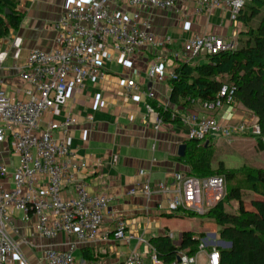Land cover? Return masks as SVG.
<instances>
[{
  "label": "built area",
  "instance_id": "2783aa9c",
  "mask_svg": "<svg viewBox=\"0 0 264 264\" xmlns=\"http://www.w3.org/2000/svg\"><path fill=\"white\" fill-rule=\"evenodd\" d=\"M199 8L223 6L229 11L233 22L246 3L253 0H199ZM124 3L129 13L121 12L115 4ZM178 0H64V11L51 24L55 34L56 46L45 51L32 49L27 53L23 67L19 68V77L27 85L24 99L10 97L6 93L4 80L0 77V144L12 141V152L18 158L13 172V188H6L4 181L9 171L0 160V264H7L17 252L10 230L17 235L13 227V211H20L34 219V232L41 238L50 240L59 235L70 240L64 249L50 246L43 254L45 264H103L97 260L76 259L75 252L82 246L103 242H120L126 239L125 222L116 218L112 233L100 231L104 216L112 198L103 194H92L86 182L78 177L87 165L78 160L65 140L57 139L54 132L65 133L76 124L72 116L64 117L61 123L46 122L44 116L67 104L70 86L82 90L87 82H93L103 75L106 64L116 56L131 59L141 52L149 51L157 61L147 65L146 78L152 87L144 91L149 102L145 109L155 120L157 130L162 119L156 108H167L157 97L154 88L174 78L175 62L190 63L195 58L217 55L234 49V43L211 34L189 37L179 51L168 50L172 44L170 37H158L152 31V11L172 10ZM144 14V16H142ZM10 55L20 58L22 39L12 38ZM9 57L6 51H0V65ZM168 58L173 64L166 66ZM125 97L136 98L140 85L125 78ZM233 88L224 84L215 100L202 103L204 111L215 112L223 105H232ZM156 101V108L150 103ZM195 102V100H191ZM187 128V140H196L205 145L218 138L247 135L253 137L264 147V131L254 117L248 116L236 126H222L216 115H201L187 112L182 119ZM142 175L143 171H139ZM71 187L72 196L63 198L65 188ZM135 194L130 189L127 195ZM146 196L153 194L158 198L156 210L175 214L178 212L205 215L226 196V179L211 175L199 178L187 172H175L171 181H162L154 190L148 187ZM138 241L146 245L151 264H165L160 261L154 247L143 238ZM217 242V241H216ZM198 251L188 255L185 250L177 254L171 264H199L198 254L204 255L205 264H220L217 246L206 251L208 242L199 239ZM179 261H178V260ZM125 264H147L144 256L133 251Z\"/></svg>",
  "mask_w": 264,
  "mask_h": 264
},
{
  "label": "crops",
  "instance_id": "0c3cea01",
  "mask_svg": "<svg viewBox=\"0 0 264 264\" xmlns=\"http://www.w3.org/2000/svg\"><path fill=\"white\" fill-rule=\"evenodd\" d=\"M199 2L178 0L172 10L152 11V31L160 38H171L172 44L168 48L171 53L179 51L183 42L195 35L211 34L235 43L243 32V23L239 19L233 22L225 7L205 6L197 13ZM63 3L64 0H16L15 10L20 15L18 26L12 28L4 21L9 31L7 36L0 37V51H6L9 55L0 65V77L4 80L8 96L25 98L24 92L28 87L20 79L18 69L25 64L27 53L32 49L49 51L55 48L56 38L51 24L63 13ZM115 7L121 12L129 13L124 3L115 4ZM15 36L22 39L20 58L17 60L10 55L12 38ZM120 60L116 56L114 61L106 64L102 77L87 82L84 89L76 90L70 86L67 104L46 113L43 118V126L49 121L61 123L66 116L76 119V124L70 126L65 133L54 132V135L59 140L63 138L76 158L88 166L78 177L86 182L88 191L92 194L103 193L113 199L100 231L112 233L116 218H121L126 225L125 240L114 243L99 240L94 245L82 246L75 252L76 259L97 260L103 264H125V259L133 251L144 257L147 255L141 252L142 248L148 249L147 246L139 242L138 238L149 242L151 238L167 235L173 244L179 245L182 232H191L197 237L202 234L199 239L208 242L207 248L220 247L216 242L219 240L217 234L208 232L212 224L197 223L194 229L183 226L175 238L168 224L162 223L163 216L173 217L174 214L157 211L156 202L162 198L153 194L146 196L144 191L147 187L154 190L162 181L170 182L172 174L177 171H189L188 165L177 159L178 146L187 140L188 130L182 123L187 112L214 114L220 125L228 127L236 126L245 117L253 115L246 112L240 104H225L215 112H206L197 102L192 101L188 107H173L169 101L171 88L166 81L154 88L156 95L163 103H168L167 108L176 113L180 121H162L155 130L156 118L147 113L145 103L149 100L143 92L152 87L146 78L147 65L151 61H157V58L149 51H144L131 59ZM172 64V59L168 58L166 66L170 69ZM126 77L140 85L138 92L134 93L135 99L125 97ZM154 103L158 104L156 101ZM243 136L249 137H231L238 138L237 142L241 143L245 141L241 138ZM217 140L208 143L213 148ZM258 144L257 140L253 142L255 152L260 150ZM0 160L5 162L9 171L4 185L11 189L18 158L12 152V141L8 137L0 144ZM139 171H143V174L140 175ZM130 189L135 190L132 196L127 195ZM72 194L71 187H67L63 198L71 197ZM186 214L181 218V223L188 220L192 223L193 219ZM11 216L17 235L10 230L8 233L16 244L17 252L7 264H45L43 254L46 248L54 246L64 249L70 240L64 235L50 240L41 238L34 232L32 217L18 210L13 211Z\"/></svg>",
  "mask_w": 264,
  "mask_h": 264
},
{
  "label": "trees",
  "instance_id": "16d2710c",
  "mask_svg": "<svg viewBox=\"0 0 264 264\" xmlns=\"http://www.w3.org/2000/svg\"><path fill=\"white\" fill-rule=\"evenodd\" d=\"M15 4L16 0H0V37L7 36L9 31L4 21L12 28L18 26L20 15ZM237 15L244 25V32L233 50L207 55L201 62L174 63V78L167 81L171 88L169 101L173 107H188L191 100L201 105L215 100L226 84L233 88V104H240L253 115L264 131V0L246 3ZM150 103L156 108L153 101ZM156 110L163 122L180 121L179 116L168 108ZM258 143L263 151L262 143ZM184 145L185 155L177 159L188 165V174L199 178L217 175L226 179L225 198L202 216L213 219L221 227L219 240L232 243L228 249L216 248L220 264H264V201L254 202V211H250L245 209L242 200L243 191L258 194L264 199V169L243 165L241 169L231 171L221 163L213 169L209 143L201 145L196 140H186ZM229 181H235V184L228 188ZM226 199L237 201L236 214H225L223 204ZM199 236L182 232L179 245L173 244L167 235L151 238L149 243L160 261L171 264L182 250L195 255L200 244Z\"/></svg>",
  "mask_w": 264,
  "mask_h": 264
},
{
  "label": "rangeland",
  "instance_id": "374dc122",
  "mask_svg": "<svg viewBox=\"0 0 264 264\" xmlns=\"http://www.w3.org/2000/svg\"><path fill=\"white\" fill-rule=\"evenodd\" d=\"M255 24V23H254ZM244 32V30H243ZM238 42V39H237ZM237 42L234 43V46L237 45ZM170 60V59H169ZM203 58L199 57V58H195L193 60V62H199L202 61ZM207 115V114H206ZM243 138L245 141H241V143L237 142L238 138L236 137H229V138H219L216 142L213 144V148H212V165H213V169H217L219 163L223 164L224 167L227 170H231V171H237L239 169L242 168V166H248V167H252V168H260V167H264V151H257L255 152L254 148H253V142L256 141V139H254L253 137H246L243 136L241 137ZM231 142H230V141ZM220 161V162H219ZM235 184V181H229L228 183V188ZM242 200L244 202V207L245 209L248 210H252L253 209V203L254 202H258V201H264V199L259 196L258 194H254L251 192H247V191H243L242 192ZM237 201L232 200V199H226L225 203L223 204V210L225 212V214H229V215H233L237 213ZM186 216L188 218L193 219L192 223L191 222H184L183 224L181 223V218L184 217V213L183 212H178L175 213L173 217H162V223L166 222L168 224V228H170L171 232L173 233V236L175 238L178 237L177 232L179 231V229L183 226L188 227V228H195V225L200 224H208L211 225V228L208 232L211 233L215 232L217 234V239H220V228L213 219H208L206 217H202L199 215H191L190 213H187ZM182 225V226H181ZM219 235V236H218ZM223 241V240H221ZM225 242V241H223ZM228 243V242H225ZM221 248H223L222 246H220ZM210 249L212 247H209ZM209 248H207V252L210 251ZM229 248V247H228ZM226 247H224L223 249H228ZM142 253H146L147 255H145V260L148 262V264H151L150 259V255L151 253L149 252L148 249L142 248L141 249ZM198 260H199V264H205V259H204V255L202 253L198 254L197 256Z\"/></svg>",
  "mask_w": 264,
  "mask_h": 264
},
{
  "label": "water",
  "instance_id": "95a60500",
  "mask_svg": "<svg viewBox=\"0 0 264 264\" xmlns=\"http://www.w3.org/2000/svg\"><path fill=\"white\" fill-rule=\"evenodd\" d=\"M206 145V144H205ZM185 150H186V147L184 144H180L178 146V149H177V155L179 157H183L185 155ZM214 236V235H213ZM217 243L219 244V246H222L223 248L226 247V248H230L232 246V243L231 242H228V243H225L221 240H218ZM178 260V259H177ZM179 261V260H178Z\"/></svg>",
  "mask_w": 264,
  "mask_h": 264
}]
</instances>
